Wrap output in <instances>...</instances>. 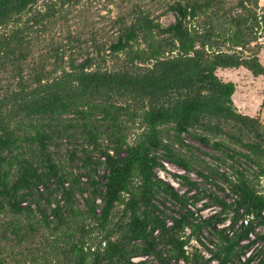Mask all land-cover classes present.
I'll return each mask as SVG.
<instances>
[{"label": "trees", "instance_id": "obj_1", "mask_svg": "<svg viewBox=\"0 0 264 264\" xmlns=\"http://www.w3.org/2000/svg\"><path fill=\"white\" fill-rule=\"evenodd\" d=\"M44 1L0 0V233L12 226L14 241L21 244L39 224L45 229L39 245L49 252L58 249L59 264H136L132 259L138 256H156L160 264H264V233L253 224L237 229L250 213L264 226V191L247 171L233 166L230 174L210 167L206 174L198 172L218 178V191L228 187L235 196L230 203L215 193L188 197L197 190L196 182L183 177L190 191L181 194L157 175L163 162L192 168L194 162L176 154L175 146H185L182 135L194 131L201 144L218 152L227 148L233 155L224 154L226 159L237 164L241 158L258 169L256 179L264 177V123L238 111L235 82L217 75L220 69L245 68L264 76L260 0H172L168 11L175 22L168 26L136 6L129 18L121 19L116 41L97 50V56L103 52L100 64L89 58L64 66L60 57L52 70L32 64L29 34L56 13L55 6L39 8ZM66 116L72 117L69 123ZM129 125L139 130L133 141ZM166 128L174 133L172 144L164 137ZM77 137L88 141L82 157L77 150L70 153V161L79 165H60L61 156L51 147L59 149ZM96 153L104 159L96 160ZM101 166L103 180L97 176ZM36 193L41 196L34 199ZM156 194L180 204L179 217L168 218L164 210L157 214ZM206 197L220 211L198 222L188 206ZM42 200L50 213L41 208ZM118 206L125 220L113 228ZM5 209L26 224L4 226ZM229 211L230 225L219 229ZM205 230L217 237V244L210 243L218 251L201 240ZM117 232L122 235L116 239ZM193 239L212 252L209 259L196 248L187 250ZM259 243L260 253L246 258ZM0 264L10 261L0 255Z\"/></svg>", "mask_w": 264, "mask_h": 264}, {"label": "rangeland", "instance_id": "obj_2", "mask_svg": "<svg viewBox=\"0 0 264 264\" xmlns=\"http://www.w3.org/2000/svg\"><path fill=\"white\" fill-rule=\"evenodd\" d=\"M172 0H73L66 6L61 5L59 0H45L44 4H48L44 7V4L40 5L39 8H44L48 11L52 6H55V15L43 25L34 26L29 34L32 39V64H42L46 65L48 70H52L59 58L63 57L64 66H67L71 60L76 62H84L89 58H94L95 62L101 63L103 52L101 55L97 56L98 49H107L110 44L116 41L119 30L123 26L121 21L122 18H129L130 13L133 8L141 7L147 13H150L152 18L159 21L162 25L168 26L175 22V17L168 11V5ZM264 6V0L260 2ZM41 4V3H40ZM38 8V9H39ZM36 8L30 15H26V18L34 14ZM264 42V40H263ZM107 47V48H106ZM104 49V50H105ZM52 55L55 60L50 58ZM260 60L264 65V48L260 53ZM217 75L224 81H232L236 84V93L233 96V100L236 108L242 114L250 115L252 117H258L264 123V76L255 77L251 72L245 68L240 69H228V70H218ZM71 116L64 117L66 123L71 121ZM130 130V141L134 140L135 135L138 134V127L135 125H129ZM106 129V128H105ZM195 132L183 134L182 139L185 146H175L176 154L182 156L187 163L194 162L190 165L191 169H184L179 165L172 162H163L165 168H158L157 175L158 178L169 184L172 188L179 191L181 194L187 193L189 190V183L183 178L187 177L191 182H196L198 184L197 190L190 193L188 197H192L195 194H200L203 196H210L215 193L222 196L229 203L233 202L235 196L232 192L226 188V191H218L216 184L219 181L213 175H209V179L200 177L199 171L206 174L208 172V167L218 170L219 172H225L230 174L232 172V167L235 166L239 170L242 168L247 171V175H251L252 180L260 186L261 190L264 191V177L256 179L255 167H250L248 164L244 163V160L239 158L236 164L232 160L226 159L224 154L233 155V153L227 148H223L220 152L216 151L210 146L201 144L194 137ZM164 137L169 141L170 144L174 141V133L166 128L164 130ZM58 142V141H57ZM107 144V142H106ZM88 141L81 137H77L73 140V143H65L59 149L52 146V151H57L61 156L59 164L67 167L75 168L79 165L78 161H70V153L73 150L78 151V157L83 156V149L88 148ZM223 153V154H222ZM96 160H103L99 153L93 155ZM77 172V170L75 171ZM105 172V167L101 166L98 169L97 176L99 180H103V174ZM259 172V171H257ZM53 189V186L51 187ZM50 192L43 195L44 198H50ZM161 194V192H158ZM41 195L36 193L34 199L39 198ZM57 200L60 197H56ZM193 200V199H192ZM189 202V205L193 201ZM204 203L208 205L203 206ZM155 204L158 206L160 211L157 214H161V210L166 211L167 217H179L182 212L180 204L173 202L164 195L156 194ZM79 205L81 209L85 207L84 201L79 198ZM41 208L47 210L48 213L51 210L45 206V201L42 200ZM52 208V207H51ZM193 212L199 213L204 216H211L214 211L219 212L220 208L212 201L206 197L204 201L199 202L195 207L188 209ZM212 208V209H209ZM122 207L118 206L115 210L114 220L111 227L118 228L125 220L122 216ZM34 215L39 217L38 214ZM227 220L220 224V226L226 225L233 218V214L229 211L227 215ZM35 217V219H36ZM168 221L170 219H167ZM14 221L17 227L22 228L26 224V220L23 217L12 215L7 209H5L1 215V223H9ZM56 222V221H54ZM240 222L238 223V225ZM5 226V224H4ZM2 227V226H1ZM34 231L29 234V240L24 243L18 244L14 241V236L12 234V226L2 227L1 233L5 232L7 238L0 235V255L9 259L10 264H59L61 256L57 255V250L49 252V248L43 250L40 245L43 242V234H45V229L39 224L34 226ZM221 229L220 227H218ZM258 232H264V228L260 227ZM24 232L21 231L20 234ZM121 233L117 232L114 238L121 237ZM203 241L206 245L210 242L218 243L216 236H212L208 231L205 230L203 233ZM4 239H3V238ZM9 238V240H8ZM95 241L97 236L93 237ZM40 244V245H39ZM165 241L161 243L160 247H164ZM196 246V249L200 252H207L211 254L212 252L206 250L203 246H199L195 241L190 242V246L187 248L189 252H193L194 249L191 246ZM209 246V245H207ZM214 251H218L216 245H211ZM62 248V247H61ZM262 249V243L253 246L249 253L256 252L260 253ZM45 256V257H44ZM247 258V257H246ZM133 262L136 264H160L156 256H138L134 257Z\"/></svg>", "mask_w": 264, "mask_h": 264}, {"label": "built area", "instance_id": "obj_3", "mask_svg": "<svg viewBox=\"0 0 264 264\" xmlns=\"http://www.w3.org/2000/svg\"><path fill=\"white\" fill-rule=\"evenodd\" d=\"M39 193H45L46 192V189H45V187L44 186H40L39 187ZM23 205H28V202H24L23 203ZM53 207H54V205H53ZM220 208V207H219ZM209 209H212V208H209ZM217 213V211H214L212 214H211V216L212 215H214V214H216ZM263 215H264V212H263ZM195 217H196V219H197V221L199 222V221H201L202 219H207V218H209L210 216H204V215H200L199 213H196L195 212ZM52 219H53V216L51 217ZM172 223H169V225H171ZM250 224H253L255 227H256V232L257 233H261V234H263L264 232H258L259 231V229H260V227H263L264 228V226L260 223V220L256 217V215L255 214H253V213H250V214H247V215H245V217L240 221V224L237 226V229L238 228H240V227H247V226H249ZM230 225V222L228 223V224H226V225H223V226H220V224L218 225V227H220L221 229L222 228H225V227H228ZM235 233V230L234 231H231V232H229V236L231 237V236H233V234ZM256 234L255 233H250V239L251 240H255V238H256V236H255ZM203 239V236L201 237V240ZM196 242L199 246H201L200 244H199V242L196 240V239H193V240H191V242ZM203 241V240H202ZM204 242V241H203ZM249 241L248 240H246V241H243L242 242V244H247ZM205 243V242H204ZM206 244V243H205ZM207 245H209V247L211 248L212 246V244L210 243H208ZM191 248L192 249H194V248H196V246H191ZM211 249H213V248H211ZM202 254H203V252H202ZM249 254L250 253H248V255L246 256V257H248L249 256ZM204 256H205V258H207V259H209L211 256H212V254H209V253H207V252H204V254H203ZM243 260H245V257H243ZM180 264H185L184 262H180ZM212 264H219V262L217 261V260H214V261H212ZM230 264H233V262H231Z\"/></svg>", "mask_w": 264, "mask_h": 264}, {"label": "crops", "instance_id": "obj_4", "mask_svg": "<svg viewBox=\"0 0 264 264\" xmlns=\"http://www.w3.org/2000/svg\"><path fill=\"white\" fill-rule=\"evenodd\" d=\"M263 1V0H260V2Z\"/></svg>", "mask_w": 264, "mask_h": 264}]
</instances>
